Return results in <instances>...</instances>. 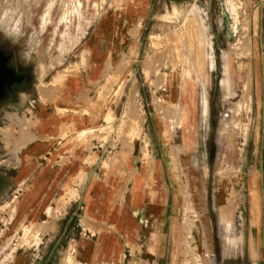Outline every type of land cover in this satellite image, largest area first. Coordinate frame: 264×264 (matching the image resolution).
Wrapping results in <instances>:
<instances>
[{"label":"rangeland","instance_id":"374dc122","mask_svg":"<svg viewBox=\"0 0 264 264\" xmlns=\"http://www.w3.org/2000/svg\"><path fill=\"white\" fill-rule=\"evenodd\" d=\"M78 1L0 0V264H264V0Z\"/></svg>","mask_w":264,"mask_h":264},{"label":"bare ground","instance_id":"6f19581e","mask_svg":"<svg viewBox=\"0 0 264 264\" xmlns=\"http://www.w3.org/2000/svg\"><path fill=\"white\" fill-rule=\"evenodd\" d=\"M62 2H61V5H62V7H63V15L65 16V18L67 17V15L69 14V13H76V14H78V9H79V1L78 0H61ZM227 2V1H226ZM52 4V3H51ZM62 12V11H61ZM62 15V14H61ZM62 17V16H61ZM198 17H199V25H200V28H201V30H204L205 28H206V26H205V23L203 22V18H202V16L201 15H198ZM14 19V18H13ZM15 20V19H14ZM65 20V19H64ZM87 56V55H86ZM83 58V57H82ZM81 58V59H82ZM80 59V58H79ZM87 59V58H86ZM85 59V60H86ZM84 60V61H85ZM80 61V60H79ZM86 62L87 61H85L84 63V65H86ZM83 63V62H82ZM81 64V63H80ZM125 64V63H124ZM123 65V64H122ZM108 68H109V66H107ZM119 68V67H118ZM110 70V69H109ZM70 71H73V70H70ZM83 71V70H82ZM105 71V70H104ZM107 72V71H106ZM106 72H104V73H106ZM110 72V71H109ZM104 73H103V75H104ZM116 73V72H115ZM112 75V74H111ZM106 76H107V74H106ZM124 81V80H123ZM106 85V84H105ZM104 85V86H105ZM105 90H107V89H105ZM136 90H134V94L136 93L135 92ZM96 92V91H95ZM103 92V91H102ZM101 92V93H102ZM115 93V92H114ZM133 92H131V94H132ZM103 94V93H102ZM104 95V94H103ZM101 96V95H100ZM105 96V95H104ZM135 96V95H134ZM133 96V97H134ZM136 97V96H135ZM101 98V97H100ZM102 99V98H101ZM130 99V98H129ZM131 100V99H130ZM133 100V99H132ZM131 100V101H132ZM105 101V100H104ZM135 102V101H134ZM134 102H132V103H134ZM128 103H129V101H128ZM127 103V104H128ZM131 103V104H132ZM171 103V102H170ZM136 104V103H135ZM135 104H133V105H131V109H134V108H132V106H134ZM129 105V104H128ZM181 107V106H180ZM136 108H138V107H136ZM184 108V107H183ZM130 110V109H129ZM127 111V110H126ZM132 111V110H131ZM138 111V109L137 110H135V112H137ZM124 112V111H123ZM134 112V111H133ZM130 113H132V112H130ZM138 113V112H137ZM135 114V113H134ZM123 115H125L124 113H123ZM136 115V114H135ZM122 116V115H121ZM128 116V115H127ZM133 115H131V117H132ZM180 116V117H179ZM177 118H179L180 120V122H178L177 124V126L178 127H180L181 126V123H182V119H184V116H183V114H181V115H179ZM130 117V118H131ZM123 118V117H122ZM126 119H128L127 117H125ZM177 118H175V120L177 119ZM22 119H25V118H22ZM134 119V118H133ZM137 119V118H136ZM27 120V119H26ZM125 120V119H124ZM123 120V121H124ZM131 120V119H130ZM135 120V119H134ZM18 121V120H17ZM19 121H20V119H19ZM28 121V120H27ZM122 121V120H121ZM138 121V120H137ZM142 121V120H141ZM127 122H128V120H127ZM130 122V121H129ZM128 122V123H129ZM22 123V122H21ZM126 123V122H125ZM127 123V124H128ZM133 123V122H132ZM131 122L128 124V125H130V124H132ZM135 123V122H134ZM126 124V125H127ZM139 124V123H138ZM29 125H30V123H29ZM125 124H121V126H120V130H122L121 128H122V126H124ZM134 126V125H133ZM133 126H131L130 125V127H133ZM128 127V126H127ZM28 128V127H27ZM26 128V129H27ZM123 128H126V127H123ZM139 129V128H138ZM65 130V129H64ZM119 130V131H120ZM126 130H129V129H126ZM132 130V129H131ZM26 131V130H25ZM124 132H125V130H124ZM23 133H24V131H23ZM23 133H22V136H23ZM62 133V132H61ZM127 133V132H126ZM130 133H131V131H130ZM122 134H123V132H122ZM7 135V134H6ZM5 135V136H6ZM19 135V134H18ZM18 135H17V137H18ZM24 135H26V134H24ZM61 135V134H60ZM124 135V134H123ZM64 136H65V134H64ZM81 136V135H80ZM8 137V136H7ZM20 137H21V135H20ZM28 137V136H27ZM27 137H26V139H27ZM19 138V137H18ZM18 138H17V141L19 142V140H21V141H23L22 140V138H20L19 140H18ZM24 138V137H23ZM62 138H63V136H62ZM88 138V137H87ZM86 138V139H87ZM14 139V138H13ZM25 139V138H24ZM31 139V138H30ZM28 140V139H27ZM27 140L25 141V142H27ZM77 140V139H76ZM16 141V140H15ZM31 141H33V140H31ZM9 142V141H8ZM51 142H52V140L50 141H47V146L48 147H50V145H51ZM10 144V143H9ZM14 144V143H13ZM11 145V144H10ZM9 146V145H8ZM22 146H24V144L22 145ZM11 147V146H10ZM9 147V148H10ZM13 148V147H12ZM18 149V148H17ZM18 151V150H17ZM16 151V152H17ZM15 152L13 151L12 152V154H14ZM10 156H11V154H10ZM29 156V155H28ZM13 157H16L15 155H13ZM17 158V157H16ZM9 159H10V157H9ZM12 160V159H11ZM16 161H18L17 159H15ZM18 163V162H17ZM32 163V162H31ZM30 163V164H31ZM29 164V163H28ZM29 164V165H30ZM34 164V163H33ZM32 164V165H33ZM35 165V164H34ZM11 166V165H10ZM152 166V165H151ZM31 168V167H30ZM33 168V167H32ZM11 169V168H10ZM152 169V168H151ZM149 171V170H148ZM181 171V170H180ZM186 183V182H185ZM182 184V183H181ZM186 187V186H185ZM186 189V188H185ZM185 192V191H184ZM148 193V192H147ZM183 193V192H182ZM149 194V193H148ZM151 194V193H150ZM184 194V193H183ZM156 195V194H155ZM184 196V195H183ZM151 197H152V195H151ZM156 197V196H155ZM185 197V196H184ZM183 197V198H184ZM182 198V199H183ZM188 199V198H187ZM16 202H18V201H16ZM13 203H14V201H13ZM16 204V203H15ZM12 205V204H11ZM11 205H9V207L11 206ZM189 205V204H188ZM16 206H18V205H16ZM12 207V206H11ZM14 208H15V206H14ZM11 209H13V208H11ZM17 209V208H16ZM185 209V208H184ZM7 210H8V208H7ZM30 210V209H29ZM185 210H190V206H189V209H185ZM16 211V210H15ZM7 212V211H6ZM26 212V211H25ZM31 212V211H30ZM10 213V212H9ZM15 214V213H14ZM17 214V213H16ZM15 214V215H16ZM15 215H14V217H15ZM13 217V218H14ZM21 217H22V215H21ZM193 217V216H192ZM19 219V218H18ZM21 219V218H20ZM9 220H10V218H9ZM21 220H23V219H21ZM25 220V219H24ZM20 222V220L19 221H17L16 223H19ZM22 222V221H21ZM24 223V222H23ZM186 223V222H185ZM195 223V222H194ZM193 223V224H194ZM5 224V223H4ZM192 224V225H193ZM10 225V224H9ZM45 225V224H44ZM195 225V224H194ZM47 226V225H46ZM17 227H18V224H17ZM44 227V226H43ZM42 228V227H41ZM198 228H199V236H198V238H196V237H194V236H190V237H188L187 236V238L185 239V241L183 242V247H182V250H181V254H183V256H184V254L186 255V254H190L191 255V257L193 258V262H194V264H198L197 263V261H198V259H201V253H202V249L203 248H205V252L207 253L208 251H207V246H206V239H205V237H204V233H203V231H202V229H201V227H200V225H198ZM19 229V228H18ZM40 229V228H39ZM26 230V229H25ZM42 230H43V228H42ZM16 231H18V230H16ZM29 231V230H28ZM44 231H46V228H45V230ZM31 232V231H30ZM14 233H16V232H14ZM44 233H46V232H44ZM185 233H186V231H185ZM36 234H38V232L36 231V232H32V236L34 237V235H36ZM94 234V233H93ZM27 235H29V234H27ZM38 235H40V234H38ZM37 235V236H38ZM23 236H25V235H23ZM22 236V237H23ZM26 237V236H25ZM36 237V236H35ZM27 238V237H26ZM31 238V237H30ZM43 239V238H42ZM26 240V239H25ZM31 240V239H30ZM37 240V239H36ZM38 240H40V239H38ZM156 240V239H155ZM23 241V240H22ZM32 241V240H31ZM182 241V240H181ZM191 241V242H190ZM8 242V241H7ZM20 242H21V240H20ZM37 242H39V241H37ZM198 243L199 244V248H201L200 250L198 249V248H196L197 246H195V247H192V245H195L194 243ZM23 243V242H22ZM31 243V242H30ZM38 244V243H37ZM33 245V244H32ZM176 245V244H175ZM31 246V245H30ZM180 246V245H179ZM178 246V247H179ZM5 247H6V245H5ZM176 247V246H175ZM29 248H36V246L35 247H29ZM24 249V248H23ZM23 249H20V250H22L23 251ZM34 249H32V251H33ZM177 254V253H176ZM189 255V256H190ZM175 256V255H174ZM8 258V257H7ZM175 259H177L176 258V256H175ZM6 260V259H5ZM10 260V259H9ZM197 260V261H196ZM205 261V260H204ZM202 262V261H201ZM182 264H186V261H183V263Z\"/></svg>","mask_w":264,"mask_h":264},{"label":"flooded vegetation","instance_id":"af4514ba","mask_svg":"<svg viewBox=\"0 0 264 264\" xmlns=\"http://www.w3.org/2000/svg\"><path fill=\"white\" fill-rule=\"evenodd\" d=\"M23 82V79L17 75L8 61L0 53V105L3 104L9 95H14V89H18ZM0 176V181H1Z\"/></svg>","mask_w":264,"mask_h":264},{"label":"crops","instance_id":"0c3cea01","mask_svg":"<svg viewBox=\"0 0 264 264\" xmlns=\"http://www.w3.org/2000/svg\"><path fill=\"white\" fill-rule=\"evenodd\" d=\"M54 161V159H53ZM40 164V163H39ZM38 164V167L35 169V171L33 172L32 174V178L34 177L35 181L38 180V179H42V182L47 178V176H49V179H47V183L44 184V186H49L47 185L48 182H51V180L55 179V176L58 174L56 172V168L53 169L52 167H50V163L47 165V167H43L41 164L39 165ZM85 179H84V182L81 186V188L79 189L78 193H77V199L79 198L82 190H83V187H84V184L86 182V179H87V171H85ZM36 177V178H35ZM32 180V179H31ZM34 181V182H35ZM88 211V208L86 209ZM90 210V209H89ZM92 210V209H91ZM82 254V253H81Z\"/></svg>","mask_w":264,"mask_h":264}]
</instances>
